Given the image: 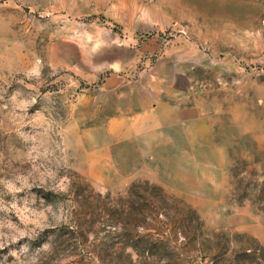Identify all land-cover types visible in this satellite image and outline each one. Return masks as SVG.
<instances>
[{
	"label": "rangeland",
	"instance_id": "rangeland-1",
	"mask_svg": "<svg viewBox=\"0 0 264 264\" xmlns=\"http://www.w3.org/2000/svg\"><path fill=\"white\" fill-rule=\"evenodd\" d=\"M0 264H264V0H0Z\"/></svg>",
	"mask_w": 264,
	"mask_h": 264
},
{
	"label": "crops",
	"instance_id": "crops-1",
	"mask_svg": "<svg viewBox=\"0 0 264 264\" xmlns=\"http://www.w3.org/2000/svg\"><path fill=\"white\" fill-rule=\"evenodd\" d=\"M150 45H151L150 43L149 44L143 43V44H140L134 48V50L136 51V54L138 55V60L141 59V56H142L144 50L147 48H150ZM153 45H154L153 46V49H154L161 44L160 43H158V44L153 43ZM171 50H172L171 45L165 48V51L161 56V59H162L161 64H164L166 62H168V63L172 62ZM153 70H155V68ZM161 80L163 81V79H161ZM144 82L146 83V81L143 80V77L141 75H139L137 77V79L130 80V81L128 79H125L124 76L109 75L108 77L103 78L101 80L100 84L104 87H107V88H118L120 86H125L127 84H133V86L140 88V87H142V83H144ZM168 96H169V93L164 94V95L160 94L157 103L159 102L162 106L166 105V103L163 101V98L161 99V97H168Z\"/></svg>",
	"mask_w": 264,
	"mask_h": 264
}]
</instances>
